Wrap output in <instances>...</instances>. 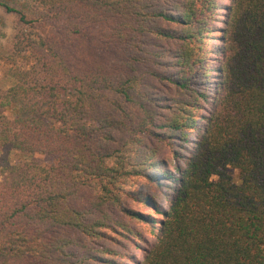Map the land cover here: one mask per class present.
I'll list each match as a JSON object with an SVG mask.
<instances>
[{"label": "trees", "instance_id": "1", "mask_svg": "<svg viewBox=\"0 0 264 264\" xmlns=\"http://www.w3.org/2000/svg\"><path fill=\"white\" fill-rule=\"evenodd\" d=\"M0 6V264H264V0Z\"/></svg>", "mask_w": 264, "mask_h": 264}, {"label": "rangeland", "instance_id": "2", "mask_svg": "<svg viewBox=\"0 0 264 264\" xmlns=\"http://www.w3.org/2000/svg\"><path fill=\"white\" fill-rule=\"evenodd\" d=\"M11 5L13 6H19L24 0H7ZM223 3H228V0H221ZM16 20L17 16L15 13H6L4 9L0 6V26L6 33H11L14 31V28L16 26ZM4 39L0 38V53L3 51V45ZM93 47H91L92 49ZM5 67L6 64L3 62L2 59H0V88L7 85L8 80L5 75ZM202 124V122H200ZM202 127V126H201ZM201 129H198L197 131H193L189 133V137L191 139H197L200 135ZM175 148V146L172 145H164L161 153V157L170 158V152L171 150ZM193 145L189 142L185 144L184 149H180L183 154H190L193 151ZM191 149V150H190ZM32 158L41 161L43 163H49L51 162V157L43 155V154H34ZM180 163H184L183 160H179ZM228 172L232 176L234 180L238 178V171L229 168ZM138 185L135 187L142 189V191H146L150 194H153L154 197L157 199L158 203L162 204L164 207H167L168 201L165 198V192L161 190L162 188L156 187L149 182H147L144 178H139ZM131 205L142 212L145 213H153L152 210L146 206H143L141 204H138L136 202H132ZM156 217L158 215L155 214ZM131 225L134 227L139 228V230L142 232V234L146 237V241H140L139 243L130 241L125 236L112 234L114 235L113 239H99L98 243L100 246L108 247L111 249H114L118 252L117 255H108L106 256V261H95L91 262V264H136L135 259H142L145 248L148 247L155 239L156 234H153L151 231V228L149 225H146L139 221H132ZM91 241H89V244ZM98 246V245H96ZM103 254V253H101ZM105 255V254H104Z\"/></svg>", "mask_w": 264, "mask_h": 264}]
</instances>
